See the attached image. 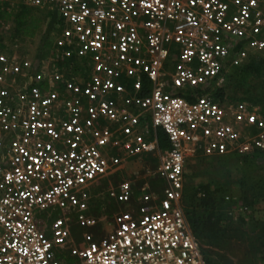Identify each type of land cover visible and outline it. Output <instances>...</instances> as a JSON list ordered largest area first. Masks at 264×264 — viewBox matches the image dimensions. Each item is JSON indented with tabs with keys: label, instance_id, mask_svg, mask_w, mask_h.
I'll use <instances>...</instances> for the list:
<instances>
[{
	"label": "built area",
	"instance_id": "2783aa9c",
	"mask_svg": "<svg viewBox=\"0 0 264 264\" xmlns=\"http://www.w3.org/2000/svg\"><path fill=\"white\" fill-rule=\"evenodd\" d=\"M0 4L52 10L61 32L53 58L33 69L12 34L0 49V264H209L182 205L186 166L264 155V105L215 98L232 69L264 53V0ZM150 153L163 191L145 184L134 197L121 182L109 195L126 210L97 239L89 188ZM237 208L231 219H247ZM79 212L89 232L76 246L69 223ZM67 244L71 257L58 254Z\"/></svg>",
	"mask_w": 264,
	"mask_h": 264
},
{
	"label": "rangeland",
	"instance_id": "374dc122",
	"mask_svg": "<svg viewBox=\"0 0 264 264\" xmlns=\"http://www.w3.org/2000/svg\"><path fill=\"white\" fill-rule=\"evenodd\" d=\"M36 11L43 19L40 31L34 37L12 44L15 47L17 45L15 52L22 57L25 66L32 69L36 68L37 64H41V61L53 58V42L61 33L56 26L57 14L54 11L47 8L36 9ZM70 31L74 34L75 29L71 27ZM6 36L5 41L9 37ZM261 57L264 59V53ZM249 83L253 86L258 85L259 79L250 78ZM254 89L257 88L254 87ZM226 91L227 95L232 97L246 95L245 88L238 90L230 83ZM258 97L259 102L263 104L264 96L261 94ZM257 163L245 166L240 159L229 157H198L187 163L182 205L187 216L196 222L200 231L207 220L210 225H213L212 232L204 235L205 240L199 239L206 250V258L211 264H264V239H262L264 236V163ZM158 165V158L150 153L141 160L117 167L93 182L89 188L92 199L85 214L97 223L94 229L102 230V232L95 231L97 239L104 237L105 233L111 229L113 216L126 210L125 205L117 204L111 199L110 191L116 189L123 181L134 184L132 188L134 197L146 190L145 184H149L153 190L163 191L165 183L155 175ZM218 190L231 192L230 195L234 200L230 203L219 200ZM194 192H197V200L193 197ZM200 193L204 196H200ZM225 195L221 196L224 198ZM244 202L249 203L250 206ZM237 205L249 208L250 213L247 219L242 218L236 222L228 215L231 209L233 212L238 211L239 208L234 209ZM129 206L133 214H137L138 206L135 203ZM56 213L55 211L53 217L57 216ZM79 214L80 212L72 214L69 223L76 246L80 245L77 238L80 240L81 235L89 232L88 228L79 226ZM48 215L49 213H44L43 219L49 226V219H46ZM212 218L218 223H213ZM73 249L72 244H67L59 249L58 254L71 257Z\"/></svg>",
	"mask_w": 264,
	"mask_h": 264
},
{
	"label": "trees",
	"instance_id": "16d2710c",
	"mask_svg": "<svg viewBox=\"0 0 264 264\" xmlns=\"http://www.w3.org/2000/svg\"><path fill=\"white\" fill-rule=\"evenodd\" d=\"M43 23V19L37 14L36 9H32L25 6H20L18 9L13 10L9 7H5V5L0 4V49H5V36L9 32L12 36L18 41L25 40L27 38L34 37L41 29ZM10 27H12V31H10ZM262 54L252 55L250 56L247 64L242 67L234 68L228 74L226 83L218 89L215 94L216 100L221 103H234L247 101L251 103L261 104L258 100V95L264 96V59L261 57ZM250 78L259 79L258 85H251L249 83ZM233 84L236 86L238 90L245 88L246 95L244 97H232L227 95V86ZM257 88L256 90L253 88ZM261 93V94H260ZM264 105V103L262 104ZM158 137L160 146L164 149L169 147V143L165 134L158 130ZM240 162L243 165H252L258 164L257 162L264 163V155L255 157V158H244L240 159ZM219 192V200H223V195L231 194V192H225L224 190H218ZM224 193V194H223ZM222 195V196H221ZM194 198L197 200V192H194ZM195 203V202H194ZM246 205L250 206L249 203L244 202ZM200 206V204L198 205ZM218 207V206H217ZM224 212V211H223ZM187 215V214H186ZM190 222L191 228L198 239L205 240L204 235L212 232L213 225L209 224V220H207L203 225L204 227L200 231L196 222L192 221L190 216H187ZM213 220V218H212ZM213 223H218L213 220ZM205 232V233H204ZM264 239V236L262 237ZM203 244V243H202ZM203 251L205 256L207 255L206 250ZM209 264H211L209 262ZM217 264V263H216Z\"/></svg>",
	"mask_w": 264,
	"mask_h": 264
},
{
	"label": "crops",
	"instance_id": "0c3cea01",
	"mask_svg": "<svg viewBox=\"0 0 264 264\" xmlns=\"http://www.w3.org/2000/svg\"><path fill=\"white\" fill-rule=\"evenodd\" d=\"M26 7V6H25ZM29 8H31V7H29ZM32 9H34V8H32Z\"/></svg>",
	"mask_w": 264,
	"mask_h": 264
}]
</instances>
